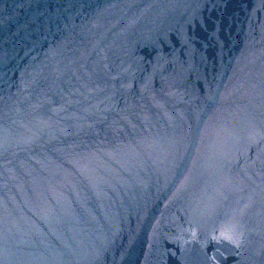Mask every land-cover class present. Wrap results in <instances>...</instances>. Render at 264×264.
Wrapping results in <instances>:
<instances>
[{
	"label": "water",
	"instance_id": "1",
	"mask_svg": "<svg viewBox=\"0 0 264 264\" xmlns=\"http://www.w3.org/2000/svg\"><path fill=\"white\" fill-rule=\"evenodd\" d=\"M263 35L264 0H0V264H264Z\"/></svg>",
	"mask_w": 264,
	"mask_h": 264
}]
</instances>
